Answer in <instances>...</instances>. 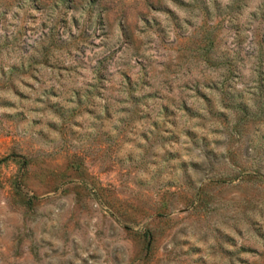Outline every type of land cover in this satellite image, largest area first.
I'll list each match as a JSON object with an SVG mask.
<instances>
[{"label":"rangeland","instance_id":"rangeland-1","mask_svg":"<svg viewBox=\"0 0 264 264\" xmlns=\"http://www.w3.org/2000/svg\"><path fill=\"white\" fill-rule=\"evenodd\" d=\"M0 264H264V0H0Z\"/></svg>","mask_w":264,"mask_h":264}]
</instances>
